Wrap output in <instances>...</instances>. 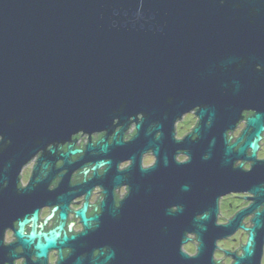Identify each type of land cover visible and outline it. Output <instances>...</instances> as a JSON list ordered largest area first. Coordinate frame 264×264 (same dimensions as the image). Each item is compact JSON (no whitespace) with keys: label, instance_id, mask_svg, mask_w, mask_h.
<instances>
[{"label":"water","instance_id":"95a60500","mask_svg":"<svg viewBox=\"0 0 264 264\" xmlns=\"http://www.w3.org/2000/svg\"><path fill=\"white\" fill-rule=\"evenodd\" d=\"M260 15L262 0H0V183L8 174L14 183L58 134L142 113L139 129L194 108V141L211 137L204 120H219L228 164L225 130L252 102L248 57L254 31L264 36ZM247 123L255 127L244 131L254 150L260 114ZM213 227L166 225L160 238L175 243V264H213L206 252ZM187 233L199 242L191 258L180 249ZM40 236L49 244L58 233L28 238Z\"/></svg>","mask_w":264,"mask_h":264},{"label":"flooded vegetation","instance_id":"af4514ba","mask_svg":"<svg viewBox=\"0 0 264 264\" xmlns=\"http://www.w3.org/2000/svg\"><path fill=\"white\" fill-rule=\"evenodd\" d=\"M256 17L264 34V15ZM258 33L248 57L252 102L225 130L226 145H233L228 164L219 120H204L211 137L194 141L195 108L139 129L142 113L58 134L22 165L14 183L12 174L3 176L0 264H175V243L160 238L166 225H214L206 245L213 264H264V36ZM254 114L261 130L253 150L246 135L255 130L247 123ZM255 225L251 254L242 258ZM31 231L58 237L46 244L43 236L28 238ZM186 237L180 249L191 258L199 242L193 233Z\"/></svg>","mask_w":264,"mask_h":264}]
</instances>
